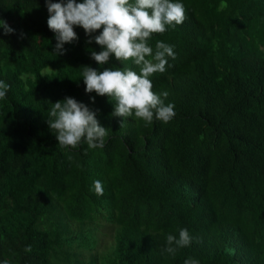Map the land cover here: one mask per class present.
<instances>
[{"label":"trees","instance_id":"1","mask_svg":"<svg viewBox=\"0 0 264 264\" xmlns=\"http://www.w3.org/2000/svg\"><path fill=\"white\" fill-rule=\"evenodd\" d=\"M173 2L183 23L148 43L174 46L150 80L175 116L147 123L84 91V66L139 74L131 60L98 65L78 26L56 55L45 0H0V264H264V0ZM65 97L96 112L102 148L58 144L47 118ZM180 228L190 244L163 251Z\"/></svg>","mask_w":264,"mask_h":264},{"label":"clouds","instance_id":"2","mask_svg":"<svg viewBox=\"0 0 264 264\" xmlns=\"http://www.w3.org/2000/svg\"><path fill=\"white\" fill-rule=\"evenodd\" d=\"M49 13L47 26L55 34L56 44L53 52L56 55L64 53L63 45L78 39L74 26L81 27L87 43L94 40L101 47L98 53L90 52V58L98 65H106L111 57L120 63L129 60L139 67V74L130 68L106 67L103 71L84 66L81 73L85 85V93L95 92L98 96H106L115 101L111 115L142 119L151 123L153 119L164 123L174 116V105H165L161 97L152 91L150 77L154 73H163L168 58L175 59L171 45L157 41L155 50L149 45L154 33H164L166 26L175 27L183 23L185 8L180 2L173 0H61L52 3L45 0ZM4 34H12L14 29L0 20ZM102 29V30H101ZM97 30L98 35L92 36ZM10 86L0 81V99L5 98ZM94 102V98L90 97ZM48 112L47 123L51 132L61 147L77 149L85 143L88 149L102 148L108 129L99 125L96 112L82 102L72 97L57 101ZM93 190L97 195H103L102 182H93ZM192 237L186 228H180L178 238L169 234L163 251L175 255L179 248L190 244ZM26 253L31 252V246L25 247ZM6 264V262H5ZM184 264H199L189 257Z\"/></svg>","mask_w":264,"mask_h":264},{"label":"rangeland","instance_id":"3","mask_svg":"<svg viewBox=\"0 0 264 264\" xmlns=\"http://www.w3.org/2000/svg\"><path fill=\"white\" fill-rule=\"evenodd\" d=\"M105 231V230H104ZM108 240H109V234L107 233L106 235H105V238H104V243H106V242H108ZM102 247V244H98V246H97V249L98 248H101Z\"/></svg>","mask_w":264,"mask_h":264}]
</instances>
